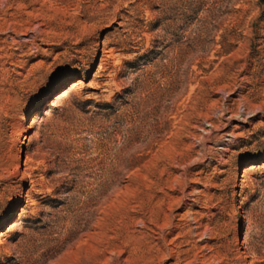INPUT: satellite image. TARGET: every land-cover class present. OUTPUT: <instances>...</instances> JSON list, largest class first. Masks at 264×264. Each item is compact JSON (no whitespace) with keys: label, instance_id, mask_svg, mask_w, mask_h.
Masks as SVG:
<instances>
[{"label":"rangeland","instance_id":"rangeland-1","mask_svg":"<svg viewBox=\"0 0 264 264\" xmlns=\"http://www.w3.org/2000/svg\"><path fill=\"white\" fill-rule=\"evenodd\" d=\"M242 263L264 0H0V264Z\"/></svg>","mask_w":264,"mask_h":264},{"label":"bare ground","instance_id":"bare-ground-1","mask_svg":"<svg viewBox=\"0 0 264 264\" xmlns=\"http://www.w3.org/2000/svg\"><path fill=\"white\" fill-rule=\"evenodd\" d=\"M94 52V51H93ZM64 92V91H63ZM63 92H61V94L63 93ZM23 139V138H22ZM239 166V165H238ZM232 210V209H231ZM235 238V237H234ZM236 239V238H235ZM234 242V241H233ZM236 242V241H235ZM242 257V256H241ZM242 259V258H241ZM246 262V261H245ZM242 264H244V263H242Z\"/></svg>","mask_w":264,"mask_h":264}]
</instances>
